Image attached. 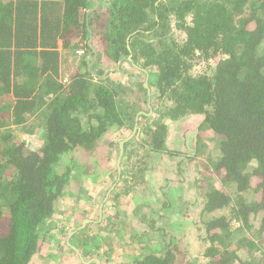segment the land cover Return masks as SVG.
Listing matches in <instances>:
<instances>
[{
  "label": "trees",
  "instance_id": "trees-1",
  "mask_svg": "<svg viewBox=\"0 0 264 264\" xmlns=\"http://www.w3.org/2000/svg\"><path fill=\"white\" fill-rule=\"evenodd\" d=\"M79 49L81 66L71 69ZM121 59L130 64L122 72ZM134 64L149 74L152 128L143 124L152 115L128 101L127 85L109 77L119 71L134 82ZM143 80L136 86L146 96ZM167 120L196 121L193 156L179 150L165 184L149 188L145 173L178 151L168 145ZM23 126L40 129V147L17 136ZM116 130L106 146L114 163L120 156L112 169L121 181L109 199L134 202L131 213L149 226L140 234L166 239L138 241L145 247L129 264H264V0H0V264H30L60 217L53 226L49 219L79 206L75 186L95 176L75 149L93 155ZM186 161L195 165L187 179L178 170ZM135 162L139 180L126 179ZM187 184L193 199L182 195ZM145 203L148 213L140 211ZM185 212L197 227L194 241ZM99 236L70 231L64 246L74 251L78 238L76 247L90 250Z\"/></svg>",
  "mask_w": 264,
  "mask_h": 264
},
{
  "label": "rangeland",
  "instance_id": "rangeland-1",
  "mask_svg": "<svg viewBox=\"0 0 264 264\" xmlns=\"http://www.w3.org/2000/svg\"><path fill=\"white\" fill-rule=\"evenodd\" d=\"M104 8L105 7H102L103 10ZM81 54H83V51L82 49H79L76 55H72L68 58V60L70 61V65L72 63L71 69H74L75 66H77V68L81 66L79 63V61H81ZM94 57L95 54L93 56L92 54L88 56L87 63L90 66L93 64L91 63V60L94 59ZM119 63L122 65L121 72L123 69L126 70L127 68L130 67L129 62L126 60H123L122 62ZM134 67L137 70V76H138V77L135 76L134 82L131 77H129V81H128L127 76L125 75L122 76L121 72L119 71H115L109 77H113L114 79L120 80L123 84L127 85L129 89L128 101L130 102L133 101V103H135L136 109H138L139 112L145 113L146 116L148 117L152 115L151 117L143 121V124L146 128H150V127L152 128L154 121V119L152 118H156L155 116L157 115L158 112H155V107L152 103L153 100H151L152 89L149 88V85L148 87H145L146 85L145 81L148 82L149 74H147V79H146V76H142L139 74V69H141V67L138 64H134ZM110 68L111 67H109L105 73H107L110 70ZM81 70H83V68H81ZM96 70L97 68L94 67L92 72V74L95 76H97V71H98ZM142 79H144L142 81L143 86L148 90L146 96L144 91L137 88L136 86L138 85L137 82ZM154 102L156 101L154 100ZM195 122H196L195 120H187L184 121V123L179 124V121L172 122L167 120L166 123L168 124V131H169V137L167 139L168 145H170V147H175L178 151L172 155L173 159H170L169 156L166 155L161 161H159V166L154 165V169H151L145 173L144 179L149 180L146 187L149 186V188L152 187L155 188L156 186L159 187L165 184L166 177H169L168 176L169 173L171 174V171H173L178 167L179 164L177 162L179 161V159L182 158V154L179 156V150L180 152L185 153V155L187 156H193L192 155L193 144L190 141V137L193 134V131L195 130V126H194ZM27 130H30L29 127L23 126L22 128L19 129V131L17 130L18 131L17 136L28 138L27 145L28 146L30 145L32 148L40 147L43 142V137L41 136L40 129L37 130L36 128H33L32 131L30 132H27ZM118 132L117 130L114 134H112L111 131L108 132L106 135L105 142L97 146L96 150H94L95 152L93 155L86 156L87 152H84L83 150L78 148L75 149V152H78L75 156L76 159H80L79 161H81L82 164L83 163L87 164L85 167L88 168V172L91 173L93 172L95 176L88 175V177L84 181L83 186L80 187L75 186L76 192H78L79 190V192L82 194L81 196H83L81 198V201L79 202L80 203L79 206L74 205V203H72L66 211L62 212V214L59 213L55 214L51 219H49L48 224L53 226L54 220H57V218L60 217L57 226L56 227L53 226L51 229H48L47 233L44 236H41V241L38 244V250L31 259L30 264H90L93 262L92 260H96V261L100 260L101 264H129L131 257L133 255L135 256L140 254L141 249L145 247V246L141 247V243L138 241H142L143 244H148L146 246H149V244L152 245L160 239L163 241L166 240L160 235V237L159 236L151 237L152 240L154 239L156 241H149L145 236H142V233L140 234V232H143L144 230H148L149 226L145 221L143 222V220L140 219L138 220V218L133 213H131L135 208L134 202L130 201V203L125 204V200L124 198H122V201L115 203L113 199H109L110 192H112L111 190L121 180L117 176L116 171L112 169V167L117 163L116 161L117 159H115V163H114V157H113L114 151L108 154V149L106 145L108 142H112L113 139L117 137ZM126 132H128V129ZM122 134L124 135V133ZM186 134L188 135L187 140L183 139V136ZM138 138L141 139L142 137H140L139 135ZM138 144L139 142L137 141L136 145ZM138 148H139L138 152H140L139 150L140 149L144 150L143 148L145 147H138ZM182 162H184V160ZM194 166H195L194 161H190V162L186 161V163L183 166H181V168H178V170H180L181 173L187 179L188 176H190V174L192 173ZM85 167L83 169H85ZM136 168L137 167L135 162L134 166L132 165V168L129 167L130 171H128L127 174L126 173L123 174V176L126 179L137 178L139 180V174L134 173V170ZM101 180L103 182L102 184H100ZM97 182L99 184H97ZM184 186L185 187H183V192H182L183 197L193 199L194 198L193 193L195 189L192 186H189L188 184ZM140 188L141 186L138 185L137 190L139 192H143V193L146 192L147 197L151 198L147 190L146 191L140 190ZM172 190H173L172 193H174L175 189L173 188ZM118 192H121V190L119 189L117 193ZM85 195H92V196L94 195L95 196L94 203L90 198H87L86 200ZM117 198H119V195ZM156 198H161L159 193L156 194ZM104 204L106 207L104 206ZM108 205H110L111 208L107 209ZM152 205L155 206V204ZM91 206L93 207V210L95 209V211L90 209ZM102 206L104 207L102 208ZM194 206L191 204L185 205L188 211H191ZM80 209L86 210L85 212H87V215H83V212H80ZM124 209H127L128 212L125 215V217L122 218L123 220H121V218L118 215H120V212H123ZM104 210L108 212L107 214L108 216L103 215ZM140 211L144 213L150 212L149 205L145 203L140 208ZM185 214L186 216L183 217L184 219L187 220L185 222L190 223V221H192L191 220L192 214L190 212H185ZM176 219L177 217H171L172 221H176ZM67 220H69L70 222L67 223ZM88 221H92V222L88 223ZM63 222H66V224H64ZM130 222L131 224H133V229H131V227L130 228L127 227ZM61 225L64 227V229L63 231L60 232ZM68 225L70 226L67 227ZM124 225L127 228H125ZM236 225L237 222H234V226ZM187 226H189V230H188L189 237L194 241L197 236V227L193 225V222L192 224L190 223L189 225H186L185 228ZM108 227H112V230H109ZM78 229L81 232L82 231L86 233L88 232L91 235H93L94 231H98L100 234L98 239L99 243L90 246L91 247L90 250L79 249L78 247H76L77 245H75L78 242L77 241L78 238H77L75 239V244L71 243L72 247L75 248L74 251H71L70 249L65 247L64 243L69 241L68 232L76 231ZM175 229H176L175 230L176 233L178 234L179 228L175 226ZM107 230L112 232L110 238L104 235V232H107ZM115 231L117 232V234L115 233ZM119 243L120 245H118ZM194 247L198 249L197 246ZM75 251H77L78 254ZM152 251L154 252L159 251V248H156V246L154 245ZM105 252L106 253L109 252V253L106 254ZM192 254H196V253L193 252ZM183 262L184 261L181 262L179 261V258H177L175 264H182Z\"/></svg>",
  "mask_w": 264,
  "mask_h": 264
},
{
  "label": "water",
  "instance_id": "water-1",
  "mask_svg": "<svg viewBox=\"0 0 264 264\" xmlns=\"http://www.w3.org/2000/svg\"><path fill=\"white\" fill-rule=\"evenodd\" d=\"M143 71H145L146 72V70L145 69H142ZM146 79H147V72H146ZM146 84V85H145ZM145 87H148V82L147 81H145ZM135 128H136V126H134V130H135ZM133 130V131H134ZM120 147L122 148V142L120 143ZM122 153V150H120V154ZM120 157V156H119ZM119 157H118V159H117V163L116 164H118L119 163Z\"/></svg>",
  "mask_w": 264,
  "mask_h": 264
},
{
  "label": "crops",
  "instance_id": "crops-1",
  "mask_svg": "<svg viewBox=\"0 0 264 264\" xmlns=\"http://www.w3.org/2000/svg\"><path fill=\"white\" fill-rule=\"evenodd\" d=\"M148 74V73H147Z\"/></svg>",
  "mask_w": 264,
  "mask_h": 264
}]
</instances>
